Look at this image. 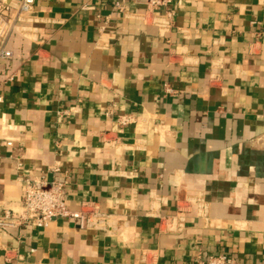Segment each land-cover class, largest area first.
<instances>
[{
  "label": "crops",
  "instance_id": "crops-1",
  "mask_svg": "<svg viewBox=\"0 0 264 264\" xmlns=\"http://www.w3.org/2000/svg\"><path fill=\"white\" fill-rule=\"evenodd\" d=\"M114 2L34 0L4 42L0 222L54 167L111 219L0 227V264H264V0Z\"/></svg>",
  "mask_w": 264,
  "mask_h": 264
},
{
  "label": "built area",
  "instance_id": "built-area-1",
  "mask_svg": "<svg viewBox=\"0 0 264 264\" xmlns=\"http://www.w3.org/2000/svg\"><path fill=\"white\" fill-rule=\"evenodd\" d=\"M149 9L160 10L168 8L172 0H141ZM124 0H115V9L122 11L124 9ZM34 0H24L18 11L10 15V4L5 0L0 1V91L6 81L13 80L14 74L4 78V72L7 70L9 60L13 56L12 51L6 49L3 45L6 39L15 31L22 28L21 23L24 17L31 12ZM168 15L173 12L167 10ZM22 32V31H21ZM23 33V32H22ZM28 32H26L27 34ZM27 36V35H25ZM165 91L171 92V89L165 85ZM2 96L0 95V102ZM112 115V111L106 112ZM118 120L122 125L131 123V115H118ZM11 144V142H9ZM55 177L48 179L42 175L37 179H25L23 193L21 197V207L18 213L11 211L5 212V218L0 222L2 229L18 226H32L35 228L46 229L57 219H68L78 222L81 228L102 229L111 219V214L102 213L97 204L83 202L78 210L71 209L66 198V181H61L56 177L59 168L54 167ZM199 264H237L233 257L224 254H210L206 260L199 257Z\"/></svg>",
  "mask_w": 264,
  "mask_h": 264
}]
</instances>
